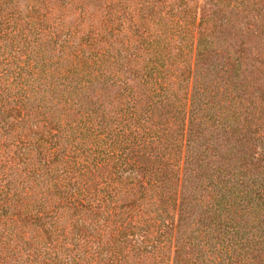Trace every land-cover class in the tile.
Returning <instances> with one entry per match:
<instances>
[{
  "label": "trees",
  "instance_id": "16d2710c",
  "mask_svg": "<svg viewBox=\"0 0 264 264\" xmlns=\"http://www.w3.org/2000/svg\"><path fill=\"white\" fill-rule=\"evenodd\" d=\"M0 264H264V0H0Z\"/></svg>",
  "mask_w": 264,
  "mask_h": 264
},
{
  "label": "rangeland",
  "instance_id": "374dc122",
  "mask_svg": "<svg viewBox=\"0 0 264 264\" xmlns=\"http://www.w3.org/2000/svg\"><path fill=\"white\" fill-rule=\"evenodd\" d=\"M198 1H201V0H198Z\"/></svg>",
  "mask_w": 264,
  "mask_h": 264
}]
</instances>
